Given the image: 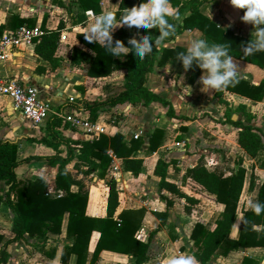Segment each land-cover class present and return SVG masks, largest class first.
<instances>
[{
	"label": "crops",
	"instance_id": "obj_1",
	"mask_svg": "<svg viewBox=\"0 0 264 264\" xmlns=\"http://www.w3.org/2000/svg\"><path fill=\"white\" fill-rule=\"evenodd\" d=\"M118 3L119 0H99L98 7L101 11H113L117 9ZM199 9L218 26L234 33L251 37L252 25L240 20L242 13L239 9L233 8L228 3V0H205ZM88 10L91 12L86 15V10L79 8L76 0H0V33L25 25H16L18 20L21 19L33 22L34 26L43 24L46 28H55L61 22L63 24L61 30H65L67 33L66 40L61 44L69 47H81L75 35L86 32L89 25L93 22L95 14L91 9ZM168 10L169 13L173 11L169 3ZM123 27L129 30L134 39L138 40L141 37L139 31L126 26ZM192 38H203V35L196 29L185 30L176 35L173 41L160 43L159 46L172 47L177 45L186 48ZM231 59L236 65L238 78L245 79L255 85L264 80V66L258 67L232 57ZM66 62L68 61L64 59L51 71L47 62L34 53L33 45H29L14 48L10 56L6 59H0V75L16 77L22 83L35 85L38 88L40 98L50 101L55 106L67 107V110L71 107L72 110L82 116H88V111L78 101L84 98L86 94L94 89L101 88L104 82L115 84L116 88L113 91L115 92L120 88L123 81L125 71L123 69L115 70L106 77L96 78L97 81H101L99 85L80 92L76 86L85 82L87 66L84 64L81 66L68 64L69 66L65 68V71L64 64ZM40 67H44L45 70L38 71ZM200 74L201 70L196 80L193 83H189L188 71L176 65L171 59L162 65L155 64L146 75L145 85L158 96L168 101V105H162L159 102H151L148 105H132L125 102L114 106H106L97 111L98 117L95 121L105 128L106 135H113L118 131L127 140L134 138V135H137L136 138L142 139L141 150L137 156L143 159V165L137 176L123 171L115 157L111 161V167L113 165L118 166L115 179L118 190V206L115 210L114 218L118 220V215L125 210L143 211L140 228L135 233L136 239L143 242L148 240L147 259L142 264H166L168 258L166 253L170 251V256L179 255L176 253L177 250L180 251V254H190L192 246L190 232L193 224L199 221L207 228L211 227L222 209L221 204L214 202L209 197H204L214 208H218L216 217L207 225L200 219L202 211L199 206L203 196L192 194L186 187L180 186L186 194L196 197L199 202L193 207L192 213L187 214L184 211L186 201L183 198H178L174 194L162 191L161 193L170 199L172 204L167 208L166 221L160 225L152 214L154 211L161 212L166 209L164 199L159 197L157 188L159 178L153 174V167L157 158L161 157L166 161H170L167 169V179L179 185L186 168L195 165L198 161L203 162L209 169L221 171L228 175L236 170V159L238 157L242 158V166L246 169V174L237 204V218L230 232L231 238H237L238 236L241 210L249 209V205L242 206L241 197L244 193H250L252 195L251 202H255L256 187L264 179V170L258 166V162L264 157V146L258 156L255 158L249 157L235 144L233 133L236 128L226 120V117H228L231 120L244 121V114L241 111L242 108H240L243 106L244 110L251 116L249 123L264 135V96L260 101H254L235 93L223 91L221 95L223 102H220L214 96L215 90H200L198 83ZM63 91L67 92L64 96L62 95L65 93ZM68 96H75L77 104L68 105L66 103ZM168 106L171 107V113L169 114L167 112ZM111 114H118V117L115 119L111 118ZM28 123L19 112L12 108L7 98L0 96V140L15 141L21 146L20 140L25 141L28 137L38 138L41 135V133L37 134L40 128L42 133H44L46 124L30 128ZM155 128L162 129L164 137L156 151L146 153L144 151L148 144L147 135ZM80 132L79 129L69 126L61 130V134L65 137L90 139ZM178 135H180V138H177ZM176 142L179 145L176 146ZM40 145L46 151L21 157L17 153L18 158L48 156L54 153L52 149L42 144ZM206 152L216 157L213 158L214 161L210 164L203 161V154ZM247 160L257 164L248 167ZM38 161H43L49 166L45 160H31L30 162L22 163L15 168L16 178L20 181L33 180V178H27V173H24V177H20L17 169L23 168V166L29 167ZM76 161L75 159L72 160L67 165V170L75 179L81 180L82 189L87 191L86 214L93 217H104L106 214L108 188L104 180L99 179L94 171H92L94 174L92 175V182L88 184L82 179L81 175H79L80 177L75 176L72 170L83 175L89 174L84 173L82 170H77L73 166ZM252 166H254L253 171L256 174V179L254 188L249 189L248 181ZM111 167L110 174L112 177ZM80 169L85 170L86 166H80ZM54 174L51 176L52 184L48 185V183H45L44 194L47 193V196H57L58 191L61 192L60 195L63 194L62 190L54 187ZM108 174L107 176H109ZM6 188L5 183L0 181L1 196H3ZM71 190L76 191L77 186H71ZM176 201L181 205L180 212L189 215L193 219L192 221L184 223L180 219H174ZM196 210H199V213H196ZM11 217L10 209L0 204V236L3 238L2 241L11 236ZM65 224L66 215L62 223L61 232L59 234L48 233V241L46 242L24 234L19 240L9 243L7 245L8 260L0 264H75L74 255H70L67 263H63L60 259L62 246L69 242L65 237ZM171 225L174 226L177 232L175 234L171 233L170 236ZM156 228V232L149 237V234ZM256 228L259 229L260 227L257 226ZM98 236L99 233L97 231L91 233L88 244V259ZM52 246H56L53 256L50 255ZM215 255L217 257L214 264H240L243 257L253 259L259 264V260L264 259V249L240 247L236 251H230L226 256ZM129 256L102 250L94 264H131L133 259H129ZM208 264H212V261H209Z\"/></svg>",
	"mask_w": 264,
	"mask_h": 264
},
{
	"label": "trees",
	"instance_id": "obj_2",
	"mask_svg": "<svg viewBox=\"0 0 264 264\" xmlns=\"http://www.w3.org/2000/svg\"><path fill=\"white\" fill-rule=\"evenodd\" d=\"M82 10L91 9L94 14L101 11L98 7L99 0H76ZM205 0H168L173 11L168 16L170 23L174 24L175 32L160 43H169L176 35L185 30L196 29L200 31L208 43L223 44L228 48L230 57L245 61L258 67L264 66V50L244 56L241 51L243 44L251 37L241 35L218 26L207 15L200 11V6ZM140 0H119L116 10L111 11L116 21L124 8L138 5ZM243 14V10L239 9ZM25 24L34 26L33 22L21 19L16 25ZM42 34L33 42V51L41 59L47 62L49 70H54L61 61L66 59L72 66L86 65V80L76 88L82 92L101 81L96 78L106 77L115 70L123 69V81L120 88L104 100L85 103L83 108L88 111V118L96 120L97 111L120 103L132 105H148L151 102H159L168 105V101L151 91L146 85V75L155 64L162 65L171 59L176 65V55L185 50L181 46L155 45L153 51L146 55L143 60L132 56L131 53L121 55L119 58L112 57L104 46L97 42H88L82 33L75 35L81 47L67 46L59 42V34L63 28L61 22L55 28L39 26ZM141 36L150 34L153 38L158 35L156 29L139 30ZM113 42L119 39L127 46L128 39L133 38L129 30L123 26L115 27L112 31ZM159 46V47H158ZM40 67L38 71H44ZM188 82L193 83L200 69L193 65L187 70ZM223 91L235 93L254 101H260L264 96V80L258 84H252L245 79L238 78L235 84H229L219 90H215L214 96L223 102ZM244 121L231 120L226 117L228 123L236 128L233 133L235 144L249 157L255 158L263 148L264 135L249 122L251 116L241 106ZM168 114L171 107L168 106ZM68 124L58 118L47 121L44 133L38 138L28 137L33 143L42 144L54 151L48 156H30L18 158L17 142L0 140V181L7 186L3 196L0 195V204L7 206L11 213V236L2 241L0 236V263L8 260L7 245L17 241L27 234L29 237L48 241V233L59 234L66 215L65 237L69 241L61 248L60 259L67 263L70 255L75 256V264H94L102 250L130 255L133 259L131 264H142L147 259L148 240L143 242L135 238V233L140 228L143 216L142 210H125L119 215V222L114 218L118 206L117 182L112 177H107L111 167L112 157L109 152L119 161L121 169L137 176L143 165V159L138 157L141 150L142 139L131 138L127 140L120 132L113 135L99 134L91 139H72L61 134V130ZM148 144L144 152L152 153L160 146L164 137V131L159 128L148 133ZM180 138V135L177 136ZM77 160L73 166L84 173L95 172L99 179H103L107 188L106 214L104 217H93L86 214L87 191L82 189L81 180L75 179L67 170V165L72 160ZM31 160H45L55 168L54 187L63 191L60 196H47L44 194L45 182L41 178L20 181L16 178L15 168ZM170 161L157 158L153 174L158 176L157 188L159 197L164 199L166 209L161 212L154 211L152 214L162 225L167 218V208L172 201L161 192L166 191L186 201L184 211L191 214L193 207L199 202L192 195L186 194L180 186L186 187L192 194L209 197L214 202L222 205V209L211 227L207 228L201 222L196 221L191 229L190 238L192 246L190 254L195 257L197 264H208L215 254L226 256L230 251H236L240 247H258L264 249V211L259 215L251 209L241 210V220L237 238H231L230 232L237 218V204L243 188L246 169L242 166V158L236 159L237 168L234 172L225 175L221 171L212 170L198 161L195 165L186 168L181 177V184L167 179V169ZM86 166V169H80ZM259 168L264 170V157L258 162ZM256 174H249L248 188L255 185ZM77 186V190H71V186ZM12 194V197H11ZM255 202L264 203V179L256 187ZM199 213V210H196ZM260 228L257 229L256 227ZM154 229L149 237L156 232ZM97 231L98 239L88 259V244L91 233ZM51 256L54 255L56 246H52ZM120 264V263H117ZM240 264H257L253 259L243 257Z\"/></svg>",
	"mask_w": 264,
	"mask_h": 264
},
{
	"label": "clouds",
	"instance_id": "obj_3",
	"mask_svg": "<svg viewBox=\"0 0 264 264\" xmlns=\"http://www.w3.org/2000/svg\"><path fill=\"white\" fill-rule=\"evenodd\" d=\"M235 9H242L240 20L252 25L251 38L241 47L244 56L264 50V0H228ZM168 0H140L138 5L124 8L117 22L111 11L95 14L93 22L86 32L82 33L88 42H99L112 57L131 53L139 60L153 51L155 45L175 32L174 24L170 23L168 16ZM126 26L134 30L156 29L158 35L154 38L150 34L139 39H128L127 46L121 40L113 42L112 31L115 27ZM176 61L187 71L195 65L201 70L198 78L201 91L219 90L230 83L238 82L236 65L228 54V48L223 44L208 43L203 38L189 40L184 51L177 53ZM251 211L259 215L264 211V203L249 202ZM244 221L241 220V223ZM129 259H132L129 256ZM166 264H196L191 254L170 256ZM264 264V259L259 260Z\"/></svg>",
	"mask_w": 264,
	"mask_h": 264
},
{
	"label": "built area",
	"instance_id": "obj_4",
	"mask_svg": "<svg viewBox=\"0 0 264 264\" xmlns=\"http://www.w3.org/2000/svg\"><path fill=\"white\" fill-rule=\"evenodd\" d=\"M91 11L86 10L85 14L89 15ZM42 30L39 26L21 25L13 30H5L0 33V59H6L10 56L12 49L32 45L35 40L40 38ZM67 33L61 30L59 42L66 40ZM0 96L9 100L12 108L19 112L31 126L39 127L45 125L48 120L58 118L68 124L69 127L79 129L88 138L97 137L99 134H105V128L95 120H90L87 116H82L70 107L55 106L50 101L40 98L38 88L32 84L22 83L16 77L0 75ZM75 96H68L66 103L68 105L77 104ZM66 104V105H67ZM137 135H134L136 138ZM175 145H179L178 142ZM109 155L114 158L111 152ZM112 177L116 179L118 166L113 165ZM61 192H57L60 196ZM47 195V193H45ZM119 222V219L117 220ZM177 254L180 251L177 250Z\"/></svg>",
	"mask_w": 264,
	"mask_h": 264
},
{
	"label": "rangeland",
	"instance_id": "obj_5",
	"mask_svg": "<svg viewBox=\"0 0 264 264\" xmlns=\"http://www.w3.org/2000/svg\"><path fill=\"white\" fill-rule=\"evenodd\" d=\"M68 64H69L68 62H66L64 64V69L68 68V66H69ZM65 71H66V69H65ZM76 80H77V78H76ZM111 83L112 82H110V83L104 82L102 84L101 88L92 90V92L86 94V96L84 98H82L80 101H78L79 104L83 107V105H85V103H87V102L91 103L93 101H98L99 99L108 97L116 88L115 84H111ZM63 92H65V91H63ZM66 93L67 92L63 93L62 95L64 96ZM63 96H61V97H63ZM111 115H112L111 118H114V119L116 117H118V114H111ZM28 126L30 128H34L29 123H28ZM39 130L40 131H39V133L37 132V134L38 135L40 133L43 134L41 128ZM20 142L22 144L21 146H19L17 143V147L19 148V149L17 148V153H19L18 155L20 157L21 156H29L33 153H42L43 151H46L38 143L29 142L28 140H25V141L20 140ZM203 155H204L203 161L208 163V164H210L211 162L214 161L213 158H216L215 155L213 156L212 154H209L208 152L204 153ZM246 163H247L248 167H250V165L257 164V163L253 164V162H251L249 160H247ZM54 172H55V169L47 166L43 161H38L29 167L23 166V168L17 169V173L20 177L21 176L24 177L25 176L24 173L25 174L27 173L28 174L27 178H33V179L42 178L45 183H48V185L52 184L51 176L54 174ZM72 173L78 177H80L79 175H81L82 179H84L87 184L92 182V175H94L92 172L87 174V175H83L81 173L79 174V173L75 172L74 170H72ZM108 173H109L108 175L111 177L110 169H109ZM109 176H107V177H109ZM248 195H250V193L249 194L244 193V195L241 197L240 201L242 202L241 203L242 206L249 205V202L252 201V195H250L251 197ZM201 199L202 200H201L199 208L201 209L202 214H201L200 219L208 225L216 217L218 208H214V206H212V204H210L208 201H206V199L204 197ZM176 203H177V205H176V210L174 213V219H180L184 223L192 221L193 219L189 215H186V214L180 212L181 211V205L178 201H176ZM176 232L177 231H176V229H174V226L171 225L170 236H171V233L175 234ZM170 255H171V251L166 253V256L169 257ZM216 257H217V255L212 256V258L210 260V261H212V264H214L216 262Z\"/></svg>",
	"mask_w": 264,
	"mask_h": 264
}]
</instances>
